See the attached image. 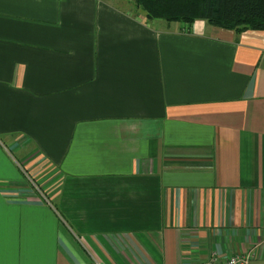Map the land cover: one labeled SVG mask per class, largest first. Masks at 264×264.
<instances>
[{"label":"crops","instance_id":"0c3cea01","mask_svg":"<svg viewBox=\"0 0 264 264\" xmlns=\"http://www.w3.org/2000/svg\"><path fill=\"white\" fill-rule=\"evenodd\" d=\"M249 251L264 264V31L0 0V264Z\"/></svg>","mask_w":264,"mask_h":264},{"label":"trees","instance_id":"16d2710c","mask_svg":"<svg viewBox=\"0 0 264 264\" xmlns=\"http://www.w3.org/2000/svg\"><path fill=\"white\" fill-rule=\"evenodd\" d=\"M151 20L180 22L196 20L232 29L237 40L246 30L264 31V0H132Z\"/></svg>","mask_w":264,"mask_h":264},{"label":"built area","instance_id":"2783aa9c","mask_svg":"<svg viewBox=\"0 0 264 264\" xmlns=\"http://www.w3.org/2000/svg\"><path fill=\"white\" fill-rule=\"evenodd\" d=\"M253 258V251L246 253L233 254L226 258L219 257L213 253L204 264H250Z\"/></svg>","mask_w":264,"mask_h":264},{"label":"clouds","instance_id":"9594fccd","mask_svg":"<svg viewBox=\"0 0 264 264\" xmlns=\"http://www.w3.org/2000/svg\"><path fill=\"white\" fill-rule=\"evenodd\" d=\"M203 23H204L203 21L200 22L201 26H203Z\"/></svg>","mask_w":264,"mask_h":264}]
</instances>
